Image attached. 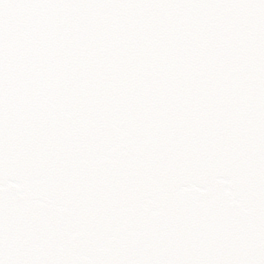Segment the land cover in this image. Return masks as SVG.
Wrapping results in <instances>:
<instances>
[{
	"label": "snow or ice",
	"instance_id": "1",
	"mask_svg": "<svg viewBox=\"0 0 264 264\" xmlns=\"http://www.w3.org/2000/svg\"><path fill=\"white\" fill-rule=\"evenodd\" d=\"M0 264H264V0H0Z\"/></svg>",
	"mask_w": 264,
	"mask_h": 264
}]
</instances>
